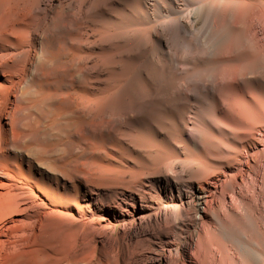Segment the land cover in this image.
Masks as SVG:
<instances>
[{"label": "bare ground", "instance_id": "1", "mask_svg": "<svg viewBox=\"0 0 264 264\" xmlns=\"http://www.w3.org/2000/svg\"><path fill=\"white\" fill-rule=\"evenodd\" d=\"M0 264H264V0H0Z\"/></svg>", "mask_w": 264, "mask_h": 264}, {"label": "rangeland", "instance_id": "2", "mask_svg": "<svg viewBox=\"0 0 264 264\" xmlns=\"http://www.w3.org/2000/svg\"><path fill=\"white\" fill-rule=\"evenodd\" d=\"M184 243V241L181 242V244Z\"/></svg>", "mask_w": 264, "mask_h": 264}]
</instances>
